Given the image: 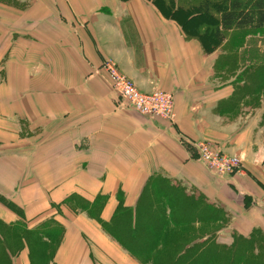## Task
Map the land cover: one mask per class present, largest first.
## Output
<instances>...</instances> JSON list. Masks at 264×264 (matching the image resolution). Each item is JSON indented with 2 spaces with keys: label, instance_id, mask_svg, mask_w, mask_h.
I'll list each match as a JSON object with an SVG mask.
<instances>
[{
  "label": "crops",
  "instance_id": "0c3cea01",
  "mask_svg": "<svg viewBox=\"0 0 264 264\" xmlns=\"http://www.w3.org/2000/svg\"><path fill=\"white\" fill-rule=\"evenodd\" d=\"M259 30L226 29L208 51L152 0H0V224L63 229L52 264H100L83 240L115 257L104 224L163 180L222 207L226 240L264 232ZM106 60L144 92H172L176 120L125 102ZM188 139L238 156L240 172L215 175Z\"/></svg>",
  "mask_w": 264,
  "mask_h": 264
},
{
  "label": "rangeland",
  "instance_id": "374dc122",
  "mask_svg": "<svg viewBox=\"0 0 264 264\" xmlns=\"http://www.w3.org/2000/svg\"><path fill=\"white\" fill-rule=\"evenodd\" d=\"M195 25L198 26V22L195 21ZM259 31L263 34L264 27ZM188 36L198 38L195 34ZM237 38L239 34L235 33L231 37L234 45L237 43L233 39ZM5 199L0 197L2 201ZM178 200L181 202L176 203ZM182 202L188 206L181 207ZM72 203L76 207L90 204L79 199H73ZM221 208L202 192H190L186 185L159 180L146 190L136 210L125 212L122 209L112 223L104 224L107 240L120 246V251L114 252L115 257L91 240L83 242L100 255V264H218L219 261H223L221 264H264L263 230H256L250 237L236 234L233 240H226V232L219 234L226 226ZM27 226L22 221L7 229L0 224L3 236L0 264H12V257L15 259L22 251L25 264H52L64 230L57 227L38 230Z\"/></svg>",
  "mask_w": 264,
  "mask_h": 264
},
{
  "label": "trees",
  "instance_id": "16d2710c",
  "mask_svg": "<svg viewBox=\"0 0 264 264\" xmlns=\"http://www.w3.org/2000/svg\"><path fill=\"white\" fill-rule=\"evenodd\" d=\"M152 1L164 15L176 19L187 35L195 34L200 37L208 51L224 40L226 29L264 27V0H200L198 3L188 4L184 1L179 3L178 0ZM201 19L203 25L200 23ZM195 21L198 22V26L195 25ZM207 26H210L208 32H206ZM158 181H152L148 188H153ZM179 202L181 200L176 203ZM182 206L188 205L182 202ZM221 263L223 261L218 262Z\"/></svg>",
  "mask_w": 264,
  "mask_h": 264
},
{
  "label": "built area",
  "instance_id": "2783aa9c",
  "mask_svg": "<svg viewBox=\"0 0 264 264\" xmlns=\"http://www.w3.org/2000/svg\"><path fill=\"white\" fill-rule=\"evenodd\" d=\"M103 66L109 73L112 89L136 111L152 118L176 120L172 92L162 89L142 92L131 78L119 70L115 62L106 60ZM188 140L193 150L191 156L215 175L230 176L241 168V160L236 156L227 155L218 145L207 141Z\"/></svg>",
  "mask_w": 264,
  "mask_h": 264
}]
</instances>
